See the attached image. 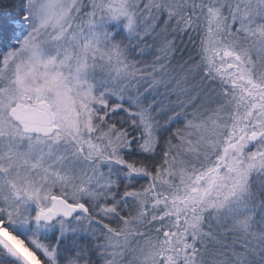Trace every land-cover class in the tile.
<instances>
[{
  "label": "snow or ice",
  "instance_id": "obj_1",
  "mask_svg": "<svg viewBox=\"0 0 264 264\" xmlns=\"http://www.w3.org/2000/svg\"><path fill=\"white\" fill-rule=\"evenodd\" d=\"M0 264H264V0H0Z\"/></svg>",
  "mask_w": 264,
  "mask_h": 264
}]
</instances>
